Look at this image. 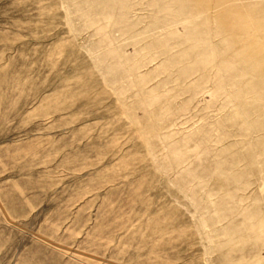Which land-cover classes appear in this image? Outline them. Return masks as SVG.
Masks as SVG:
<instances>
[{"label":"rangeland","instance_id":"374dc122","mask_svg":"<svg viewBox=\"0 0 264 264\" xmlns=\"http://www.w3.org/2000/svg\"><path fill=\"white\" fill-rule=\"evenodd\" d=\"M0 264H264V0H0Z\"/></svg>","mask_w":264,"mask_h":264}]
</instances>
